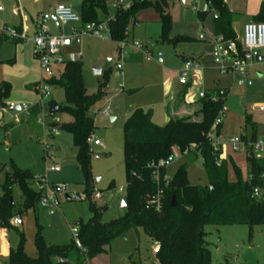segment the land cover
Masks as SVG:
<instances>
[{"label": "rangeland", "instance_id": "rangeland-1", "mask_svg": "<svg viewBox=\"0 0 264 264\" xmlns=\"http://www.w3.org/2000/svg\"><path fill=\"white\" fill-rule=\"evenodd\" d=\"M115 1L106 0L108 17H113L116 13ZM131 2L132 0H125L124 5H130ZM263 2L264 0H228V7L238 9L240 12H235L241 14L240 20L243 18V21H246L258 15ZM58 4L69 6L78 14L82 12V0H0V30L4 23L20 22L22 16L31 24V19L35 16L41 13L51 14L54 6ZM197 10H206L204 0H169L168 13L173 23L169 37L171 42L161 40L159 13L154 8L141 11L136 17L137 23H131L127 29L130 46L127 48L128 55H124L120 49L121 45L107 35L103 40L85 37L82 41V73L88 94L97 93L105 84L104 97L88 114L96 125L93 137L101 142L100 146L89 143L94 193L101 196L98 201L93 200L92 196L89 200L93 201L100 211L102 224L118 221L127 213L126 203L125 207L122 206L127 185L123 131L126 119L136 109H142L151 113L155 124L165 126L166 105L169 100L165 97L164 82L172 93L184 87L179 78L185 70L186 62L190 60L199 61L200 69L188 72L191 87L186 98L192 102L197 101L198 93L218 91L216 86L225 92L226 103L218 135L221 148L219 161L226 165L231 182L239 178L245 181L249 179V154L234 152L227 143L233 137L246 139L248 144L264 141V111L259 110L264 107V65L250 68L249 80L237 77L234 79L231 73L221 75L218 67L212 62L214 13H207L201 22ZM99 18L106 20L101 12ZM235 29L236 33L242 36V26L237 25ZM53 32L56 33L55 30ZM28 36L29 38L23 41L8 39L0 47V87L6 83L13 87L7 105L15 103L33 107L39 101V93L34 85L41 82L44 76L34 58L31 34ZM182 38L193 40L187 42ZM134 43L143 46V50H133L131 47ZM147 50L149 54L146 53ZM137 55L139 59L131 60ZM108 58L114 63L123 58L122 78L117 76L115 64L107 62ZM13 59L15 62L9 63ZM200 59H204V62ZM53 70L60 79L64 65H54ZM96 71L100 73L96 74ZM45 79L50 82L48 78ZM49 87L51 97L42 100L40 114L26 117L7 109L3 113L0 112V197L3 196L2 187L13 165L21 170H28L38 180H43L48 187V193H52L56 186H67L71 196L83 195L85 179L75 162L76 149L72 136L60 130L53 133L50 125L54 118L59 124L71 119L64 112L55 114L50 109L51 103L60 108L67 105L65 92L59 85L49 83ZM107 107L111 110L109 116L93 114V110H103ZM111 118L115 120L111 121ZM46 143L51 144L48 149ZM254 156L263 158L264 151L255 152ZM183 162L184 160H178L169 166L167 175L172 178ZM52 165H57L59 170L50 171ZM187 176L193 185L204 186L208 183L201 160L190 165ZM112 183L115 187L110 189ZM34 187H37L36 183ZM12 199L14 212L21 217L22 225L4 229L3 241L6 248L0 255V264L7 263L6 256L10 249L22 248L27 256L36 258L38 237H41L47 246L69 245L73 242L72 230L77 228L78 220L88 222L92 218L87 199L62 200L54 215H50L40 206L25 211L23 195L16 185L12 189ZM204 230L205 242L212 252L211 264H264V225L252 228L206 226ZM155 248V243L139 228L138 235L131 231L116 239L106 254L89 260L87 264H158Z\"/></svg>", "mask_w": 264, "mask_h": 264}, {"label": "trees", "instance_id": "trees-1", "mask_svg": "<svg viewBox=\"0 0 264 264\" xmlns=\"http://www.w3.org/2000/svg\"><path fill=\"white\" fill-rule=\"evenodd\" d=\"M209 7L208 12H197L201 22L206 14L213 12L214 31L216 37L226 41L236 40V24L241 14L232 12L225 0H204ZM82 16L84 23L101 22L99 12L108 20L110 38L115 43L128 42L127 29L131 23H136L137 15L146 9L154 8L160 15L161 40H169L172 32V17L168 13L169 0H132L126 10L116 11L109 19L106 0H82ZM253 22H264V2ZM16 29V28H15ZM5 28L0 31V47L9 38ZM17 30V29H16ZM190 42L192 38H182ZM15 60H10L13 64ZM64 89L66 106L60 108L53 103L50 109L70 116V121L63 124L52 123L58 130L72 136L73 146L77 150L75 162L84 174V191L90 203L92 218L85 222H77L78 238L81 248L74 242L69 245L47 246L41 237L36 240L37 257L31 258L23 249H10L6 264H87L89 260L104 255L112 243L119 238L138 229L159 247L158 264H211L212 252L205 242L206 226H247L249 228L264 225V158H258L248 153L247 165L249 179L239 178L231 182L228 178L226 165L219 164V153H215L208 133L212 130L221 111L224 110L226 97L217 96L213 100L209 95L190 105H195V111L190 115H169L165 126L161 127L152 120L150 112L136 109L125 121L124 131V167L126 172V215L110 224L101 223V213L89 197L94 194L93 177L91 174L90 138L96 130L94 120L89 111L104 97L103 84L95 94H88L83 80L82 62L67 63L62 76L50 81ZM35 84L34 86H36ZM191 85H184L176 103L186 104V96ZM216 89H219L216 86ZM13 87L6 83L0 87V109L7 105ZM40 113L39 106L32 110V116ZM56 114V113H55ZM250 122V120H247ZM220 125L216 128L219 135ZM256 126H254L255 128ZM255 138V134L253 135ZM247 144V140L243 139ZM176 147L182 153L181 164L176 174L167 186L162 181L166 173L160 174V182L153 179L151 165L166 159ZM192 148V150H191ZM180 160V161H181ZM201 160L208 183L204 186L190 183L187 170L191 164ZM238 171V170H237ZM35 183L44 185L30 171L21 170L15 165L7 174L0 197V226L17 228L10 221L18 216L14 212L12 199L13 186H17L24 198V210H33L38 206L42 191L35 188ZM112 183L110 189L114 188ZM261 190V197H254V189ZM162 190L161 209H147V201ZM176 196V207H171V199ZM85 199V200H86ZM84 251V252H83Z\"/></svg>", "mask_w": 264, "mask_h": 264}, {"label": "built area", "instance_id": "built-area-1", "mask_svg": "<svg viewBox=\"0 0 264 264\" xmlns=\"http://www.w3.org/2000/svg\"><path fill=\"white\" fill-rule=\"evenodd\" d=\"M31 2H38L39 0H28ZM142 1V0H139ZM125 0H116L115 8L116 11L126 10L130 5L125 6ZM1 10V8H0ZM199 10H197L198 12ZM209 7L206 5V10L203 12H208ZM200 12V11H199ZM113 17H110L111 19ZM214 18L217 16L214 14ZM55 22L56 28L59 30L57 34L52 32L51 23ZM110 27L108 20H103L101 22L94 23H84L82 16L76 13L71 7L64 4L56 5L51 14H39L35 19V31L31 37L33 43V53L34 58L38 62L41 71L43 73V79L39 82L35 89L39 93V101L33 107H30L27 104H15L10 103L5 107L0 109V112H4L6 109L9 112L24 114L26 117L32 116V110L34 107L39 106L40 112H42V100L45 98L51 97L49 81H46L45 77L50 81L58 80L56 72L53 70V66L57 65H66L67 63H75L81 61V44L85 37H94L98 39H105L106 35L110 37ZM7 35L10 39L16 41H23L29 38L26 30L18 32L13 29L7 31ZM202 40L203 37L201 36ZM213 44V60L212 62L218 67L221 75L225 76L231 73L234 77L240 79H250L248 70L254 68L256 65H264V22H253L250 21L244 24L242 28V36L237 34L236 40L226 41L222 37H216L212 40ZM122 53L128 55L127 48L129 42L120 43ZM133 50L142 51L143 46L139 43H134L131 47ZM148 51V50H147ZM146 53L149 54V51ZM161 56V54H159ZM108 63L113 64L111 58L107 59ZM123 58L121 61L115 64V69L117 72L123 70ZM200 69V64L197 61H187L185 65V70L181 73L179 82L181 85H186L189 83L188 72L191 70ZM251 84V82H249ZM208 94L206 91H201L198 93V98L203 99L207 97ZM217 96L224 97L225 92L219 88V90L212 96L213 100H217ZM259 110L264 111V107H260ZM224 111V110H223ZM223 111L217 117L215 124L212 130L208 133V138L212 143V148L215 153L221 152V148L218 144V136L216 134V128L218 125L222 124ZM111 110L109 107L105 109H95L93 114L109 116ZM40 114V113H39ZM55 115V114H54ZM52 115V116H54ZM52 123H58L55 122ZM43 123V121L41 122ZM51 123V124H52ZM50 124V125H51ZM1 125V123H0ZM52 126V125H51ZM58 128L52 126V132L57 133ZM89 143H93L95 146H100L101 142L95 139L93 136L90 138ZM234 152H245V153H255L264 151V141L254 142L252 144H247L243 138L233 137L228 140L227 143ZM46 148L48 149L51 144L46 143ZM192 150V148H191ZM183 157L182 153L178 148L173 147L171 154L163 160H160L157 163H153L151 168L153 169V179L156 183L160 182V174L162 171L167 170L174 162L181 160ZM262 158V157H258ZM220 164V162H219ZM50 171L56 172L59 170L57 165H52ZM264 178V173L261 175ZM165 186L171 181V178L165 174L162 178ZM37 189L42 191L41 197L38 202V206L42 209H45L49 212L50 215H54L58 209L61 201L68 200L72 201L73 199L77 201H82L86 199V196L75 194L71 196L70 189L67 186H56L52 193H48L47 185L44 182L43 186H39L37 183ZM45 189V190H44ZM254 197H261V190L259 188L254 189ZM101 198L100 194L94 193L92 199L98 201ZM161 199H162V190H159L157 194L151 197L147 201V209H161ZM10 224L14 227H20L22 225V219L20 216L14 217ZM4 229L0 226V255L4 253L6 246H4ZM72 233L74 235V242L78 248H81V242L78 238L77 228H73ZM159 247L156 246L154 253H158ZM84 252V251H83Z\"/></svg>", "mask_w": 264, "mask_h": 264}, {"label": "crops", "instance_id": "crops-1", "mask_svg": "<svg viewBox=\"0 0 264 264\" xmlns=\"http://www.w3.org/2000/svg\"><path fill=\"white\" fill-rule=\"evenodd\" d=\"M19 1H23V0H18V2ZM24 1H28V0H24ZM29 2V1H28ZM225 2H227V6L229 5V3H228V0H225ZM262 4V3H261ZM55 7V6H54ZM229 9L232 11V12H234V13H237V12H235V11H238V12H240L238 9H236V8H232V7H230L229 6ZM259 10H260V8H259ZM237 14H239V13H237ZM21 16V15H20ZM36 17L37 16H35V18H33V19H31V24L28 22V20L27 19H25L24 18V16H22L21 17V21L19 22H15V23H11V24H8V23H4V26H3V28L0 30V31H2L3 29H5V28H8V29H13V30H16V31H18V32H22L23 30H26L27 31V33H28V35L29 34H31V37L33 36V34H34V31H35V19H36ZM253 20V18L251 19V20H246V21H243V18H242V20H240L237 24H236V26L237 25H241L242 26V28H243V26H244V24H246V23H248V22H250V21H252ZM136 23H137V20H136ZM135 24V23H134ZM236 26H235V28H236ZM16 28V29H15ZM51 28H52V32L55 30L56 31V33L55 34H57L58 32H59V30L56 28V25H55V22H52L51 23ZM235 31H236V29H235ZM54 33V32H53ZM135 59H139V55H137V56H133L132 58H131V60H135ZM196 60V59H195ZM200 61L202 62H204V59H200ZM199 62V61H198ZM200 64V63H199ZM255 68V67H254ZM124 69V68H123ZM118 74H117V76L118 77H120V78H122L123 77V70L121 71V72H117ZM129 77V75L127 74V76H126V78H128ZM233 78L235 79L236 77H234L233 76ZM165 84V85H164ZM164 86H165V90H164V92H165V97H166V99H168L169 101H168V103H167V105H166V111H167V120H166V123L168 122V120H169V113L170 114H172V115H177V116H185V115H190V114H192L194 111H195V105H190V103H192V101H189L187 98H186V104H184V103H176L177 101V98H178V95H179V93L181 92V90H182V88L183 87H180L176 92H174V93H172V92H170V88H168V85H167V83H165L164 82ZM122 85V83H120L119 84V86H121ZM207 92V91H206ZM217 91L216 90H213V91H209V92H207V94L210 96V97H212V96H214V93H216ZM187 97V96H186ZM195 102V101H194ZM99 109H101V108H99ZM129 118V117H128ZM127 118V119H128ZM112 119V118H111ZM126 119V120H127ZM114 120H115V118H114ZM12 125V124H11ZM76 152H77V150H76ZM75 155H76V153H75ZM264 158V157H263ZM8 256H9V254L6 256V260H8Z\"/></svg>", "mask_w": 264, "mask_h": 264}, {"label": "water", "instance_id": "water-1", "mask_svg": "<svg viewBox=\"0 0 264 264\" xmlns=\"http://www.w3.org/2000/svg\"><path fill=\"white\" fill-rule=\"evenodd\" d=\"M99 73H100V71H96V74H99ZM58 111H59V108L56 107V108L54 109V113H58ZM111 121H114V118H112ZM122 206L125 207V202H123ZM176 206H177L176 196L174 195V196L172 197V199H171V207H176Z\"/></svg>", "mask_w": 264, "mask_h": 264}]
</instances>
